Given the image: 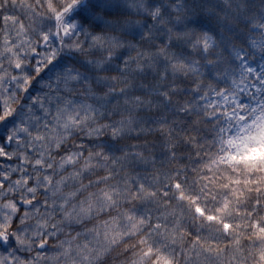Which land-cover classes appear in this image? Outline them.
Returning a JSON list of instances; mask_svg holds the SVG:
<instances>
[{"label":"snow or ice","instance_id":"snow-or-ice-1","mask_svg":"<svg viewBox=\"0 0 264 264\" xmlns=\"http://www.w3.org/2000/svg\"><path fill=\"white\" fill-rule=\"evenodd\" d=\"M0 12V264H264V0Z\"/></svg>","mask_w":264,"mask_h":264},{"label":"trees","instance_id":"trees-1","mask_svg":"<svg viewBox=\"0 0 264 264\" xmlns=\"http://www.w3.org/2000/svg\"><path fill=\"white\" fill-rule=\"evenodd\" d=\"M38 0H0V12H10L17 19L23 20V24L27 25L28 20L24 19V5L36 4ZM0 23V28L2 27ZM258 155H264V149H255L252 153L253 158Z\"/></svg>","mask_w":264,"mask_h":264},{"label":"rangeland","instance_id":"rangeland-1","mask_svg":"<svg viewBox=\"0 0 264 264\" xmlns=\"http://www.w3.org/2000/svg\"><path fill=\"white\" fill-rule=\"evenodd\" d=\"M13 20H17V18L14 17V16L12 17V20L9 21V26H10V27H11V24H12V21H13ZM0 30H3V25H2V27L0 28Z\"/></svg>","mask_w":264,"mask_h":264}]
</instances>
